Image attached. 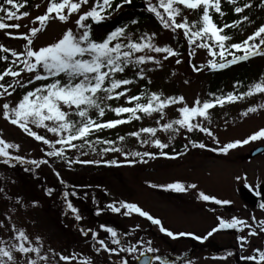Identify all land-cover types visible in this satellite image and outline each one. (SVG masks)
<instances>
[{"label":"snow or ice","instance_id":"6c2138e0","mask_svg":"<svg viewBox=\"0 0 264 264\" xmlns=\"http://www.w3.org/2000/svg\"><path fill=\"white\" fill-rule=\"evenodd\" d=\"M88 3L89 0H48L46 11L33 19V24L38 22L39 26H33L27 33L5 32V35L9 37L26 41L22 51L0 45V61H8L11 58V63H8L7 67L0 71V81H3L6 76L12 78L11 83L0 82V97H11L16 88L28 89V85H33L35 81L50 80L48 83L24 91L21 98L14 105L9 102L0 103V116L5 121L16 126L34 141L47 146L46 149L43 147L40 149L44 157L56 158L69 167L74 164L98 165L101 163L106 166H118L121 162L117 160L74 159L66 155V152L72 149L80 152V155H85L83 149L87 147L91 151H96L95 144L102 143L108 145V147L101 148L100 155L109 151L121 152L125 157L123 163L129 165L137 162L135 159H129L130 156L139 157L140 162L144 163L147 162L144 157L155 159L157 156H161L175 159L177 156L184 155L188 151L189 145L193 149H205L207 145L189 139L180 152L173 150V154L170 155L169 152L164 151L168 148V144L161 142L159 139H145L141 141L142 144L151 143L160 151L156 153L149 151L125 153L121 148L115 147L113 141L101 140L99 137L92 141L89 137L95 132L106 128H114L117 125L129 122L131 119L139 120L142 117L138 113L146 116L159 113L163 117L164 110L169 105L183 104V106L177 108L179 118L162 124V129L173 133L179 129H185L189 133L198 130L212 137L213 141L219 145V141L210 129L203 126L197 118L208 119V110L215 106L234 103L255 94H264V78H261L259 82L250 84L246 91H229L227 94L219 96L210 93L212 99L203 102L196 99L192 106L183 103L184 97L182 96L164 97L156 92L125 96L129 91L127 87H124L122 91H115L120 89L121 86L132 83V80L128 78H117V74L125 73L129 66L138 69L134 75L141 80L146 78V71H151V69H146L142 65L151 62L156 66H160V60L147 53L164 54V60L169 57H177L180 53L168 45L158 46L154 42L156 33L141 34L134 39L129 25H136L138 21L135 19H131L129 24L115 27L102 41L93 40L90 26L85 21L90 19L93 23L102 22L112 15V12L104 14L106 9L111 8L112 5L110 0H96L88 10L81 12L82 6ZM128 3H130V0H122V4ZM228 3L235 5L233 8L235 14H242L245 9L253 6L251 0L242 5L238 4L237 0H228ZM260 5H264V0H260ZM22 6L18 0H3L0 3V13H2L0 14V30L18 29L20 27L18 23H5V21L27 17L28 12L19 11ZM121 6V3L116 4L112 11L120 9ZM180 6L187 10L202 8L199 20L189 23L185 16L178 21L177 18L181 16ZM160 9L163 11H160ZM146 10L156 16L164 29H171L173 32L182 30L189 46V56L193 54L191 49L194 44L196 48L207 49L208 55L211 57L206 65L209 70H222L230 65L247 61L252 57L264 56V23L256 27L242 41L227 43L231 40V37L224 34V29L237 28L242 22L250 24L252 21L248 15H240L231 24L225 23L222 26H217L210 15V10L219 13L223 17L225 13L221 10V0H158L157 3L148 2ZM74 13L78 16L75 20L78 32H73L72 28H68L55 42L39 48L33 46V37L43 29L49 19H58L65 22ZM137 53L140 54L137 55ZM217 57H219V60L216 59ZM226 57L231 58L226 59ZM175 63L180 64L181 60L176 59ZM192 71H201V66L193 64ZM22 73L32 75L30 78L25 79ZM239 83L237 81L233 84L234 90ZM101 93L105 95L101 96ZM121 96H125V103L132 106H117L110 108V110L117 116L127 113L129 114L127 118L97 121L89 114L90 109H95L97 114L103 117L105 107L110 106L105 104L102 107L101 103L114 98L119 99ZM142 96L146 98L147 102H141ZM258 108H264V104L249 106L240 115L246 116L249 113H254ZM72 116L78 117V119H71ZM34 128L45 129L47 133L53 134L55 139L39 134ZM141 132L154 136L156 128L142 127L138 132H131L128 135L139 138ZM118 139L123 141L124 137H118ZM76 141H79V143H75ZM255 141L264 142V127L252 132L244 139L233 140L224 143L222 146L209 148L208 151L227 154L229 150ZM19 148V144L0 138V160L3 164L18 163L32 165L37 168L40 165L49 164L48 159H27L19 154H13L18 153ZM26 170L30 171L31 169ZM55 175L58 179L60 178L58 172ZM236 179L241 178L237 177ZM61 183H63L62 180ZM149 186L176 193L197 187L195 184L185 186L180 182L166 185L150 184ZM244 186L254 196L261 197L258 206L260 209H264V194L253 188L247 181H245ZM52 191L51 188L46 189L47 194ZM68 195L69 193H64L66 207L74 215V219L80 221L82 216L79 214V210L67 200ZM71 195L75 196L76 193L72 192ZM198 199L220 206L231 203L229 200H221L203 192L198 194ZM105 207L112 213H118L124 217H131L135 214L144 218L151 225L156 226L160 233L173 240L178 237L190 236L193 240L203 243L218 231L235 230L240 233L247 229L246 234L237 235L235 239L241 250L246 246L251 247L253 254L242 255L241 259L254 262V264H264V249L252 247L249 239L264 233V220L256 221L255 217H252V222L248 223L235 216L231 219L217 216L216 225L206 235L197 236L190 232L174 233L164 227L158 217H154L133 202L113 201ZM101 211L102 209H97L96 214L99 215ZM3 227L6 231L8 230L7 224H4ZM99 229L107 234L106 238H100L98 231L91 228H81L80 234L85 237L90 235L91 239L98 245L95 249L97 253L103 252L109 254V256L115 255L118 259L114 260L112 264H129L128 256L132 257V264H176L177 261L181 260L180 255H177L174 259H169L167 255L159 254L158 249L152 246L151 240L136 239L135 243H126L122 237L130 235V233H121L113 226L105 224L99 225ZM136 229H139V225L136 226ZM109 242L112 246H109ZM48 251H52L53 255L58 256L60 261L68 262L76 259L75 256L58 254L52 249ZM122 253L125 255L121 256ZM227 255L231 256L232 253L228 252ZM0 264H56V261L50 259L47 252L42 248L40 237L37 236L35 243H33L22 228H17L13 224L9 238L7 240L0 238ZM80 264H86V261H81ZM183 264H192V261L185 258Z\"/></svg>","mask_w":264,"mask_h":264},{"label":"rangeland","instance_id":"374dc122","mask_svg":"<svg viewBox=\"0 0 264 264\" xmlns=\"http://www.w3.org/2000/svg\"><path fill=\"white\" fill-rule=\"evenodd\" d=\"M35 2L33 7L28 11L29 15L27 17L8 21L9 23L20 24L18 29L8 28L0 30V45L17 51L23 50V45L26 41L9 37L5 35V32L27 33L33 26H39L38 22L33 24V19L46 11L48 0H36ZM95 2L96 0H89V3L83 5L80 11L88 10ZM123 7L126 6L123 5ZM143 7L146 8V5H143ZM258 13V19H264V6ZM182 15L187 18L192 17L189 10L184 11ZM77 18V14L74 13L65 22H61L58 19H49L43 26V29L33 37V46L39 48L55 42L68 28H72L73 32H78L79 30L75 25ZM136 29L138 30L135 33L132 32L133 37L135 35L156 33L154 42L158 46L168 45L170 47L172 42L171 37L173 35L178 36L179 32L164 29L161 24H159L157 29H149V25L137 27ZM191 51L193 54L190 57L188 65L185 63V55L179 58L181 63L176 64L175 57H169L167 60H164V54L147 53L160 60V66H156L151 62L142 65L146 69H151V71H146V78L148 79L147 82L152 85L153 92L160 93L164 97L182 96L184 97L183 103H186L188 106H192L196 99L203 101L206 94V83L202 79V69L199 72H193L192 65L195 64L202 68L207 65V61L210 58L202 49H191ZM9 60L11 61V58ZM0 62L3 63V61ZM258 64L259 74L253 78L252 81L254 83L264 78V58L260 59ZM22 75L25 79H28L32 74L23 73ZM4 97H1L2 101L0 103L9 102L11 105H14L18 101V99H14L13 97ZM105 103L106 101L101 104ZM259 104H264V94H255L252 97H246L244 101L232 103L231 106L225 108L227 111L225 119H223L224 113L222 112L214 116L216 111L219 110L217 108L212 112L208 111L209 115L214 117L208 119L197 118L203 126L210 129L219 141V145L213 141L212 137L198 130H194L191 133L185 129H179L175 133L163 130L161 125L178 119L179 113L177 112V108L183 106V104L169 105L165 108L164 116L161 119L154 120L156 113H153L150 120L146 123V126L156 128L154 136L140 133L138 141L128 147L127 152L149 151L156 153L159 151L151 143L142 144L141 141L145 139H159L161 142L171 146L175 141H179L182 144L186 143L189 137L195 138L198 142L207 145L205 149L190 148L187 153L177 156L175 159L165 157L149 159L145 157L146 163L140 162L136 157L130 156L128 157L129 159L137 161L131 165L123 163L125 157L121 152L109 153L98 158L87 157L86 159L117 160L121 162L118 166H112L113 168H109L107 171L100 170L99 172H94L98 174L89 173L91 172L89 171V165H81L80 168L77 167L73 171V165L69 167L56 158L44 157L40 149L42 147L46 149L47 146L34 141L31 137L22 133L16 126L5 121L2 116H0V138L20 145L18 153L13 154H19L27 159H48L49 164L40 165V170L44 175H52L54 178L55 173L58 172L60 174L59 180L62 181L68 180L67 178L70 179L71 177L77 178L81 175H97V177H100V182L107 184V187L101 189L104 194L100 191V187L103 184L99 186L98 190L94 189L102 193L105 205L119 200L133 202L148 211L151 215L159 217L164 226L174 232L177 230L190 231L202 236L216 225L217 216L225 219H231V217L235 216L248 223L252 222V217H255L256 221L264 220V209H246L242 198L239 196L240 188H246L244 186L245 181L255 189L264 185V155L254 160L247 159L248 152L259 145H264V142H249L245 147L229 150L227 154L208 151L209 148H216L233 140L244 139L252 132L264 127V108H258L256 112L249 113L246 116L240 115L247 107ZM34 130L41 135L44 133L50 139H55L53 134L47 133L43 128H34ZM66 155L68 156V154ZM75 157L76 159L82 158L80 153L77 152ZM101 164L104 168L109 167L103 163ZM123 164L126 165L123 166ZM237 177L241 179L237 180ZM50 179L52 178L50 177ZM173 182H180L185 186L195 184L197 187L195 189L189 188L185 192L176 193L165 191L163 188L149 186L150 184L166 185ZM9 188L12 193L21 196V199L27 205H30L32 201L39 198L44 199L41 200L42 203L48 200L47 195L38 192L36 189L33 190L34 186L23 189L18 177H15L9 183ZM33 192L36 197L33 195ZM200 192L221 200L231 201L228 204L229 210L227 208L219 212L214 210L215 204L198 199ZM28 194L34 196V199L30 200ZM39 194L42 196L40 197ZM3 211L9 212V215L5 217L0 213V238L7 240L11 226L14 224L17 228H22L33 243H35L37 236L40 237L42 248L47 252L50 259L56 261V264H80L81 261H86V264H112L114 260L118 259L115 255L106 256L103 252L97 253L95 249L98 245L94 241L93 243L90 242V237L82 238L84 242L80 244L67 242L66 237L53 225L55 218L50 213L44 212L40 206H34V208L30 209L18 206L11 213L5 208H1L0 212ZM102 216L109 226H113L121 233H130V235L122 237L126 243H135L136 239L151 240L152 246L158 249L159 254L167 255L169 259H174L177 255H180L181 260L177 261L176 264H183L185 258L191 259L192 264H254V262L241 259L242 255L253 254L251 247L246 246L241 250L235 239L237 235L246 234L247 229H244L240 233H237L235 230L218 231L205 243L198 245L190 240L171 242L159 233L156 226L154 227L150 222L135 214L131 217H124L118 213H112L105 207V213H102ZM4 224L8 225L7 231L3 227ZM137 225H139V229H136ZM106 235L103 231L99 233L100 238H106ZM249 239L252 247L264 249V233L250 237ZM109 246L112 245L109 243ZM49 249L65 256H75L76 259L68 262L60 261L58 256L49 255L53 253L52 251H48ZM228 252H231L232 255L228 256ZM124 255L123 253L121 254V256ZM127 259L129 260V264H132V257L128 256Z\"/></svg>","mask_w":264,"mask_h":264},{"label":"trees","instance_id":"16d2710c","mask_svg":"<svg viewBox=\"0 0 264 264\" xmlns=\"http://www.w3.org/2000/svg\"><path fill=\"white\" fill-rule=\"evenodd\" d=\"M1 1L3 0H0V3H2ZM146 1L150 2L151 0H130V3L126 4L130 6H128V8L125 10H121V12L115 15L112 19L111 18L107 19L103 22H100L99 24H94V25L89 24L90 32H97V33L110 32L115 27L129 24V21L131 19L137 20L138 21L137 24L139 25L151 23V25L155 27L153 20L154 21L158 20L156 16L152 13L149 14L147 11L140 10L141 8H138L140 4L144 5ZM253 1H254L253 2L254 8H252V10L245 9L244 12L242 13L243 15H248L251 21H253V19L251 18L254 14V11L257 10L256 7H258V5L260 4L259 0H253ZM18 2L23 5L21 7L22 9H27V5H30L31 3H33L32 0H26V2L25 0H18ZM154 2L157 3L158 0H155ZM110 3L112 7L109 9H106L104 13L105 15L107 14V12H112V15H113L114 11H112V9L115 8L116 4L121 3V5H123L122 0H110ZM237 3L242 5L244 1L237 0ZM234 6L235 5H233V8ZM225 8H226V5L221 4V10L223 11ZM160 10L163 11L162 9ZM193 11H194L193 16H195L193 21H198L199 16L202 13V8L198 9L197 11L196 10H193ZM210 15L212 16V19L214 23L217 24V26H222L225 23L231 24L234 20L238 19L240 16V14H235L233 10L231 14L227 15V17L225 18L224 16L221 17L219 13H216L212 10H210ZM221 19L222 21L219 22V20ZM130 26H134V25H130ZM244 27L245 26L241 24L237 28L230 27V28L224 29V34H227L231 37V40L228 41L227 43L240 42L255 30L254 28L252 32L244 31L242 34H240L239 32H241ZM173 39H174L175 48H177L175 49V51L179 53H185L187 51L186 49L187 41L184 38L183 33H182V37L177 38L174 36ZM216 59L219 60L218 57ZM256 64H257L256 62L253 64H244L240 66H235L233 69H229L221 73L212 72V73H209V75L204 74V76L207 77V79L209 80V84L206 87L208 91L209 99H212V96L209 95L210 93L219 96V95H225L229 91H236V92L246 91L248 84L251 82L250 77L259 68L255 66ZM135 72H136V69H132V67L129 66L126 69L125 73L117 74V78H128L132 80V83L126 86H121L120 89H117L115 91H122L124 87H127L129 89L128 92H130L129 93L130 95H138L142 93H147V89H148L147 81L145 79L141 80V79L136 78V76L134 75ZM237 81H239L240 83L237 86V88L234 90L233 84ZM100 95L103 96L105 94L101 93ZM112 101H108V105H110L111 107H105V112H104L103 117H100L97 114V111L95 109H90L89 114L93 117L94 120H97V121H110L114 119L127 118L129 116V114L127 113L120 114L119 116L116 117L115 113L112 112L110 108H114L117 106H129L130 107L132 105L130 104L118 105L117 104L118 100L115 98L112 99ZM141 102H147L144 96H142ZM138 114L141 115L143 119L147 117L146 115L142 113H138ZM70 118L74 120L78 119V117H75V116H72ZM136 121H137L136 119H131L129 122L117 125L114 128L102 129L98 132H95L92 136L89 137V139L92 141H95L96 138L99 137L101 140H110L114 142L115 147H118L117 145L120 141L118 137H124V139H126V138L131 137L130 135H128L129 133L139 131ZM75 143H79V141H76ZM104 147H108V145H105L102 143L95 144L96 151H91L87 147L83 149V151L86 154H95L98 156L100 155V149ZM176 148L180 149L181 147H176ZM29 168L31 169L30 171L26 170ZM34 170H35V167L34 168L33 167L20 168L18 166L8 167V166L0 165V205L5 206V207H10V208H14V206L16 205L14 201L16 199L15 193L11 194L8 189L9 183L12 182L9 175L14 174L18 178H21V183H24V182H29V184L32 183L34 184V186L36 185L40 187L42 190L45 189V192H46V189L51 188L53 189V194L52 193L47 194L50 196L47 203L51 204V202H53V206L51 208L56 210L57 212L56 214V216H58L57 224L59 227L62 228V231L64 232V234L67 235V237L74 235L72 232L73 231L72 227L62 222V220L60 219V218H64L63 216L64 214L67 217L66 219H68L70 214H72L70 210L66 207L65 197H64V193L66 192H62V188L57 192V190L60 188L59 184L55 183L56 185L52 184L50 186V184L47 183L48 181L46 180V178L44 182L38 179V174ZM89 171L95 172L98 170L89 169ZM99 179L97 178V176L90 174L89 176L81 175L80 178L70 180V183H72L73 188L71 192H67L69 193L67 200L70 201L73 204V206L79 210V214L82 216L83 222H90L91 220H96L95 222H97L99 220V218H96L97 217L96 210L98 208L97 206H95L94 203H92V200L89 196L90 193L87 192L85 188L83 187L84 185H88V184L92 185L94 183H99L101 181ZM72 192H75L76 195L72 196L71 195ZM43 208L45 209L46 206ZM70 241H72L71 237H70Z\"/></svg>","mask_w":264,"mask_h":264},{"label":"water","instance_id":"95a60500","mask_svg":"<svg viewBox=\"0 0 264 264\" xmlns=\"http://www.w3.org/2000/svg\"><path fill=\"white\" fill-rule=\"evenodd\" d=\"M260 150H261V149H259V151H260ZM259 151H255V152H253V155L256 154V153H258ZM261 193L264 194V189H261ZM245 196H246V200H247L248 202L253 201L251 197H249V196H247V195H245Z\"/></svg>","mask_w":264,"mask_h":264}]
</instances>
